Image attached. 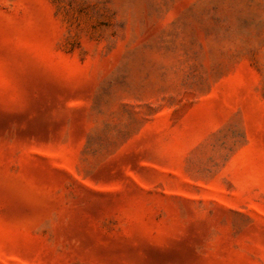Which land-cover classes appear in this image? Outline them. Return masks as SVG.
I'll use <instances>...</instances> for the list:
<instances>
[{
  "label": "rangeland",
  "instance_id": "1",
  "mask_svg": "<svg viewBox=\"0 0 264 264\" xmlns=\"http://www.w3.org/2000/svg\"><path fill=\"white\" fill-rule=\"evenodd\" d=\"M0 264H264V0H0Z\"/></svg>",
  "mask_w": 264,
  "mask_h": 264
}]
</instances>
